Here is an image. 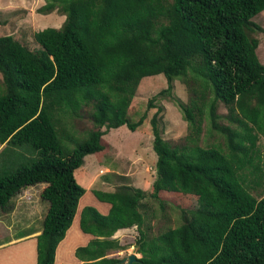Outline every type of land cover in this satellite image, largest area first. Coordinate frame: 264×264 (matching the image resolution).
Returning a JSON list of instances; mask_svg holds the SVG:
<instances>
[{"label":"trees","instance_id":"obj_1","mask_svg":"<svg viewBox=\"0 0 264 264\" xmlns=\"http://www.w3.org/2000/svg\"><path fill=\"white\" fill-rule=\"evenodd\" d=\"M45 1L41 13L57 9L65 19L34 35L37 49L0 37V218L22 190L44 185L36 264H54L72 226L86 192L75 171L104 151L107 131L142 126L145 117L132 121L128 109L140 82L157 75L167 82L157 97L171 94L176 80L187 88L186 103L172 97L187 133L170 143L158 114L151 118V192L93 190L110 208L80 211L79 228L92 239L75 258L122 264L111 256L125 249L114 235L135 227L140 257L132 264H264V64L253 20L264 0ZM84 115L93 127L79 133ZM205 122L220 139L203 147ZM75 135L83 142L70 150ZM166 197L181 206L178 223L170 216L161 226V214L154 229L151 203L163 212Z\"/></svg>","mask_w":264,"mask_h":264},{"label":"rangeland","instance_id":"obj_2","mask_svg":"<svg viewBox=\"0 0 264 264\" xmlns=\"http://www.w3.org/2000/svg\"><path fill=\"white\" fill-rule=\"evenodd\" d=\"M45 3V0H0V37L12 36L28 49H37L38 45L34 40V35L47 28L61 27L65 19L61 11L57 9L49 14L41 13L39 9ZM253 20L262 28V31L255 33L254 36L259 41L256 50L257 57L264 64V11L254 17ZM166 88L167 82L163 75L146 77L140 82L128 109V115L132 121H137L144 116V123L135 132L129 131L126 126L107 131L103 136L104 145L106 146L104 151L84 158L83 165L74 173L77 184L86 191L78 205L91 206L100 212L101 209L98 204L103 203L95 198L93 190L111 192L121 185H130L148 193L151 192V186L155 179L156 164V155L152 149L151 118L156 113L158 114L162 137L170 143H176L187 133V123L183 120L177 104L172 101V97H176L186 103L189 98L187 88L182 82L176 80L173 83L171 94L157 97V94ZM217 112L224 115L226 109L220 105ZM223 123L227 124L226 121ZM78 124L79 126H76V128L79 133L93 127L91 120L86 115ZM102 130H105V128ZM82 136H76V140H70L66 147L71 150L77 143H82ZM219 139L217 133L208 131V123L205 122L201 145L206 147ZM259 147L264 155L263 138L260 139ZM41 188L42 184H39L28 187L19 193L14 199L13 213L0 218L2 220V230L5 225L7 226L8 221L11 225V234H22L28 229L35 228L39 230L42 228V220L48 205L40 198ZM166 200L167 204L162 209L163 212L160 211L158 203H151V208L156 215L154 229L160 225L161 214L163 216L161 226L170 224V220L168 222L170 216L176 220V225L178 223L181 207L179 202L169 201L168 197H166ZM71 229V236H77V226H73ZM0 235L3 239L7 236L5 230L4 234ZM136 237L135 227L117 232L114 238H117L125 249L114 252L111 256L122 259V264H127L131 255L139 258L140 255L136 254L133 246ZM76 239L79 240V238ZM63 257L61 256L63 260L70 257L69 252H65ZM73 257L75 258L74 255Z\"/></svg>","mask_w":264,"mask_h":264},{"label":"crops","instance_id":"obj_3","mask_svg":"<svg viewBox=\"0 0 264 264\" xmlns=\"http://www.w3.org/2000/svg\"><path fill=\"white\" fill-rule=\"evenodd\" d=\"M44 185H42L41 190ZM96 198V197H95ZM100 207L101 214H107L110 205L107 203L98 204ZM85 207L84 205H78L77 213L74 217L72 226L66 232L65 238L60 242L56 249L55 262L54 264H81V261L73 257L75 249L81 245L85 246L91 239L92 236L80 232L79 228V214L80 211ZM13 213V212H12ZM2 221L0 220V225ZM7 222V226L2 230V225L0 229V234H4L6 231L7 236L4 239L0 235V264H36V237L41 233V229H28L26 232L20 233H10L11 225ZM77 226V236H71L72 227ZM123 231V230H121ZM120 232V231H119ZM76 238H79L77 240ZM3 239V241H1ZM80 246V247H81ZM70 254V257L63 260L64 253ZM64 258V257H63Z\"/></svg>","mask_w":264,"mask_h":264},{"label":"water","instance_id":"obj_4","mask_svg":"<svg viewBox=\"0 0 264 264\" xmlns=\"http://www.w3.org/2000/svg\"><path fill=\"white\" fill-rule=\"evenodd\" d=\"M135 258H136L135 255L129 256L127 264H132L135 261Z\"/></svg>","mask_w":264,"mask_h":264}]
</instances>
